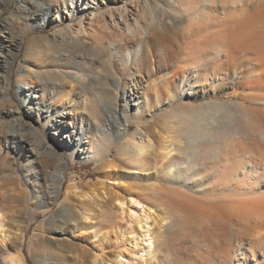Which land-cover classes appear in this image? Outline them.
I'll return each instance as SVG.
<instances>
[{"label":"rangeland","instance_id":"obj_1","mask_svg":"<svg viewBox=\"0 0 264 264\" xmlns=\"http://www.w3.org/2000/svg\"><path fill=\"white\" fill-rule=\"evenodd\" d=\"M201 1L179 0L187 8L200 4ZM230 1L227 0L228 4ZM124 2L128 7L135 6V0H122L112 3L110 8H119ZM20 3L21 0H0V91L9 84L8 93H0V120L4 123L5 133L1 140L3 151L0 152V191L7 197L6 211L10 219L7 225L12 231L9 238H13V233L19 228L17 224L25 226L23 257L26 264H44L47 257L51 264H90V255L94 252L101 253L104 259L111 258L118 247H124L122 234L116 231L112 222L117 216L113 215L115 207L111 206L108 197L114 193H132L140 197L153 210L148 219L151 228L155 234L160 229L162 231L151 246L152 254L147 256L145 251L143 253L140 250L137 255L142 254L143 261L137 256L132 264H264L262 232L247 229L243 223H233L228 216L216 219L207 213L216 206L213 203L218 204V200L230 196L227 188L234 183H241L243 179L237 170L236 179L227 178V174L236 168L241 157L237 154H225L220 160L209 157L205 151L209 147L208 138H220L211 146L213 151L219 146L223 149L228 147L230 140L236 139L238 143L242 137L246 141L243 138L241 146L246 148L250 145L247 138L252 132V135L257 136L264 133V73L256 74L258 69L253 66V53L247 51L243 54L241 49L234 50L232 58L236 65L230 67L229 71L225 69V57H217L210 48L211 44L207 42L211 31L215 38L219 26L230 21L229 7L228 10L214 14L193 11L190 15L179 9L178 14L183 16L177 24L162 28L163 22L151 23L150 16L156 15L154 4H140L136 18H139L141 25L139 31H146L150 38V61L149 64L140 66V73L136 76L142 82L132 87L129 86L128 75L133 69L124 62L126 49L123 47H133L130 36L121 34L122 31L102 29V33H95L85 43L64 44L59 38L58 30L67 23L75 25L78 18L65 22L51 20L50 26L28 30L27 21L21 14L7 28L1 29L4 20L15 14ZM107 8L102 5L99 10L105 12ZM94 11L85 15L89 16ZM158 31L165 32V42L162 43L153 36ZM22 33H25L22 46L17 48L16 43ZM138 34L141 33L137 32V36ZM199 62H203L204 67H199L197 73L185 67ZM239 63L242 64L237 76L234 71ZM219 64L223 65L218 68ZM23 69L34 72L28 76L32 83L53 89L54 99L50 100L48 95L44 98L49 108L57 113L65 110L69 114H64L67 119L59 129H55L57 125L53 127L54 122L44 128L46 119L30 114L23 105L22 97L35 100L30 97L36 93L35 89H23L22 92L16 89ZM165 72L176 73L174 86L186 87L182 90L181 100L168 99L161 85L154 87ZM72 74L82 78L83 84L74 80ZM196 74L200 81H192L193 84L189 85ZM182 78L184 83L181 82ZM85 85L86 88L81 89ZM115 90H118V96H114ZM123 90L128 96L130 90L135 91L136 98L145 92L148 105H145L143 97L139 106L131 101L127 112L131 128L128 136L120 137L117 134L120 125L118 127L117 123L111 121V117L116 113L122 117L120 122L124 123L121 112L125 100ZM155 90L158 91L159 99L154 95ZM172 92L175 93V88H172ZM209 101L216 103L208 107L204 103ZM169 109H173L178 120L170 117ZM58 118L64 117L61 115ZM198 124L204 127L201 131H206V135L195 137L201 142L191 151L188 143L192 141V136L189 134L188 138L187 134L190 129H196ZM32 127L43 133L52 146L60 151L67 164L60 195L49 205L46 204L51 201L49 196L54 190L50 175L57 169L59 161L41 145L37 146L41 153L34 154L30 147L32 140L28 141V137L34 139L29 132ZM138 127L150 132L153 152L145 155V161L134 163L129 148H123V143L129 140V136ZM98 128L104 131L107 129L108 132L105 131L107 140L104 150L96 159H71L64 153L62 145L69 138L66 134H72L75 139L85 143L88 134L99 133ZM196 131L200 130L197 128ZM22 132L23 135L20 134ZM166 137L169 142L180 145L181 153L171 144L172 153L162 155L168 145L164 141ZM19 139L27 146L22 156L13 147V141ZM235 141L229 145L237 146ZM176 164H184V169L172 173L170 184L161 179L165 189L159 196L150 195L146 185L156 181L154 172L176 168ZM132 169L141 173L135 176L136 174L129 172ZM109 171L111 175H108ZM256 171L263 173L264 170L260 167ZM184 178L188 179L185 181ZM109 188L111 189L108 191ZM97 195L95 206L89 200ZM41 198L44 202L40 201ZM64 205L76 208L84 205L90 213L91 222L88 221L84 228H69V251L59 257L53 254L56 252V242L50 233V222ZM101 208L104 215L100 213ZM108 208L112 210V216L109 215ZM125 219V216L123 220L117 219L123 229L127 224ZM133 225L135 234L128 237L130 241L125 245L128 249L125 251L127 256V252L136 245L138 237L135 223ZM219 225L225 227L224 235L217 234ZM167 231L168 241L163 243L161 235ZM127 234L126 231L125 236H130Z\"/></svg>","mask_w":264,"mask_h":264},{"label":"bare ground","instance_id":"obj_2","mask_svg":"<svg viewBox=\"0 0 264 264\" xmlns=\"http://www.w3.org/2000/svg\"><path fill=\"white\" fill-rule=\"evenodd\" d=\"M122 1V0H120ZM119 0H21V3L15 10V14L7 17L1 29L7 28V26L13 23L14 18L17 15H24L26 19V26L28 30L32 29H40L50 26L52 24L51 20L57 22H65L70 21L72 18H78V22L75 25L67 23L62 27V29L58 30L59 38L64 44H80L85 43V40L90 39L91 37L95 36V33H102V29L113 31H122L126 36H130V42H132L133 47L127 49L126 46H123L126 49L124 55V62L128 67L133 69V72L129 73L128 83L129 86L135 87V85H139L140 79L136 76L140 73V66L149 64L150 56L148 52V42L150 39L146 31H139L141 25L139 22L138 17V6L141 5H148L149 3L154 4V10L156 11L155 16L151 17V23H162L163 26H174L177 22L181 19L183 15H180L177 10L186 11L188 15L191 14L193 11H197L199 14H214L215 12H222L223 10L230 11V21L226 24L224 23L222 26H219L220 29H217V35L214 38L213 31L209 33V38L207 42L211 44L212 51L216 54L217 57L224 56L225 61V69L230 71V67L236 65L232 58V52L234 50L241 49L243 54L247 51L253 53L255 57V61L253 63L254 68L258 69V73L263 75L264 73V0H231L228 4L227 0H202L200 4H196L193 7L187 8L184 4L179 2V0H135V6L128 7V5L124 2L121 7L116 9H111L110 5L114 2H120ZM181 1V0H180ZM102 5H106L108 8L105 12L100 11ZM189 9H192L189 11ZM92 12L89 16L85 15L87 12ZM177 11V12H176ZM182 11V12H183ZM183 12V13H184ZM186 14V16H187ZM156 16H159L158 18ZM198 16V15H197ZM159 22V23H158ZM196 25V23H195ZM158 26V25H157ZM161 26V24H160ZM103 27V28H102ZM165 28V27H164ZM160 29V28H159ZM101 30V32H100ZM137 32L141 33L137 36ZM165 32H157L153 36L156 37L157 40L160 42H165L167 36L164 34ZM24 34L22 33L20 38L17 40V48H20L22 45V41L24 38ZM151 36V37H153ZM138 41V42H137ZM137 42V43H136ZM136 45V46H135ZM235 68V73L238 76V69L239 66ZM196 65V66H195ZM188 64L185 67L188 70H191L197 73L199 67H204L203 62H199V64ZM223 64H219L218 68ZM159 68V67H158ZM21 78L19 79V83L17 85V90L22 92L23 89H35L36 93L31 95V99L34 98L35 100H29L28 97H22V103L24 106L27 107L28 112L30 114H37L38 117H43L45 120L44 128L48 127L47 124L50 122L53 123V127L55 129H59L60 125L63 122H66L67 116L69 114L62 110L60 113H57L52 108L48 107V102L44 100L45 96H49V99L52 100L53 96L55 95L53 89L51 87H41L42 85L34 84L31 82L28 76L34 74L31 70L23 69L21 71ZM176 74V73H175ZM174 73L165 72L163 75L160 76L159 80L154 84V87L157 88L159 85L163 88V90L167 93V98L172 100H181L182 99V90L184 91L185 88H180L178 85L174 86V79L176 76ZM73 75V79L77 80L81 84H83L82 78H77L76 75ZM38 77V75H37ZM117 79V78H116ZM142 79V78H141ZM119 78L118 81L119 82ZM9 81V79H8ZM193 81L196 83L200 81L199 75L196 76L189 82ZM183 82V78L181 79ZM191 83V84H193ZM120 84V83H119ZM78 86H81L78 84ZM126 86V85H125ZM183 86V84H182ZM81 87V89H85L86 85ZM137 88V87H136ZM172 88H175V93L172 92ZM9 84L3 87L0 91L1 94L8 93ZM128 89V88H127ZM130 89V88H129ZM128 89V90H129ZM135 89V88H134ZM122 90V89H121ZM127 90V91H128ZM115 95L118 96V90L114 91ZM154 95L156 99H159L158 91L155 90ZM26 96V95H25ZM122 96L125 97L121 112L123 114L124 123L120 121L122 117L120 115L114 113L111 117V121L118 124L117 134L120 137L128 136V131L130 130L131 126L128 123L127 119V112L131 101L133 104L142 103L140 101L143 97V101L145 105H148V96L144 92L141 96H137V93L129 92V96L126 94L125 90L122 91ZM54 99V98H53ZM216 101H209L204 103L206 106H211L215 104ZM207 107V108H208ZM170 117L172 119H177V115L173 109H169ZM64 114H68L65 116ZM121 114V115H122ZM63 115L64 118H58ZM110 118V117H109ZM178 120V119H177ZM199 125V124H198ZM193 126V125H192ZM196 125H194L195 127ZM4 123L0 120V152L3 151V146L1 145L2 136H4ZM193 127V128H194ZM259 127V126H258ZM198 130L200 131H196ZM197 128L188 131L187 136L190 134L192 137V141L188 144L191 145L190 150L193 151L200 145V139H195L198 135L203 137L204 134L200 125ZM255 128V126H254ZM212 129V128H211ZM214 129V128H213ZM248 129V128H247ZM250 129V127H249ZM253 129V128H252ZM261 129V127H260ZM263 129V128H262ZM7 130V129H6ZM99 130V133H91L87 135V141L75 139L72 134H66L65 136L69 137L68 142L62 145V149L66 155H68L71 159H80L83 158L84 160L87 159H96L97 156L102 154V150H104L105 140H107V130ZM202 130V131H201ZM216 130V129H215ZM232 129H230L231 132ZM258 131V129H256ZM211 131V130H210ZM240 131V130H238ZM256 131V132H257ZM29 132L34 136V139L28 137V141L32 140L33 147L30 145L31 150L34 152L35 155L41 153L39 145L42 147L44 146L45 149H48L50 153L55 155L58 159V167L52 173L51 181L53 185V194L49 196L51 201L47 202L46 205L55 202L59 195L61 185L64 181L66 175V162L61 155L60 151L56 150L51 142H49L46 137L40 132L38 129L32 127L29 129ZM108 132V131H106ZM235 133L234 131H232ZM246 132V131H245ZM249 132V130H248ZM261 132V131H260ZM214 133V132H213ZM253 133V132H252ZM249 135L247 139H249L250 145L246 148L241 144H243V138L239 140L240 143H236L238 140L235 141L237 146L229 145L228 147L222 148L221 146L216 147L217 149L212 151V145L214 142H217L215 136L206 137L208 138L209 147L205 149L207 155L212 158H216L220 160L225 154L227 155H239L241 157V161L237 163L236 168L231 170L227 174V178L236 179V176H242V182L238 184H233L230 188H227L226 191L229 192L227 198L218 200V204L213 203L216 205L207 211V213L213 216L216 219H221L225 216L233 222L237 224H244L247 229H250L255 232H262L264 234V171L263 173H258L256 170L257 168H262L264 170V133L262 135ZM259 133V131H258ZM20 134H24L23 132ZM211 134V133H209ZM244 134V133H243ZM249 134V133H248ZM261 134V133H260ZM189 135V136H190ZM213 135V134H212ZM223 135V134H222ZM188 136V138H190ZM209 136V135H208ZM217 136V135H216ZM226 136V135H225ZM228 136V134H227ZM233 136V135H232ZM243 136V135H239ZM238 136V137H239ZM261 136V137H260ZM199 137V138H200ZM168 137L164 138V141L168 143L166 145L164 152L162 155H170L173 151L171 148V144H174L177 147V152L181 153L179 150L180 145L173 141L169 142ZM194 138V139H193ZM235 138V137H234ZM239 139V138H238ZM222 140V139H221ZM246 141V139L244 138ZM200 141V142H199ZM228 141V140H227ZM219 142V141H218ZM225 142V140H224ZM186 143V141H185ZM203 143V142H202ZM227 143V142H226ZM247 143V142H246ZM86 144V147L84 146ZM232 144V143H231ZM234 144V143H233ZM248 144V143H247ZM221 145V144H220ZM235 145V144H234ZM246 145V144H245ZM214 146V145H213ZM13 147L17 151H19V156L24 155L26 152L27 146L23 143L22 140L13 141ZM244 147V148H243ZM123 148L128 149L131 152V160L135 162H142L145 161V155L149 152H153V142L151 139L150 132L148 129H144L138 127L134 133L129 136V140H126L123 143ZM181 149V148H180ZM175 151V152H176ZM191 153V152H190ZM195 154V153H194ZM197 154V153H196ZM241 155H244L242 157ZM256 162V163H255ZM106 164L103 165L105 167ZM176 168L170 167L165 171H155L153 177L156 181L149 183L146 185V189L149 190L150 195L159 196L161 191L165 189L161 182V179H165L167 184L171 183L172 173L175 171L180 172L184 169V164H176ZM238 172V175L236 173ZM130 173L137 176L138 173H141L137 169L129 170ZM44 173H42L43 175ZM111 175V172H108V175ZM260 174V175H258ZM44 178V177H43ZM46 178V176H45ZM48 178V177H47ZM188 178H184L186 181ZM221 179V178H220ZM219 179V180H220ZM184 181V182H185ZM222 183L223 181L220 180ZM224 183V182H223ZM119 184V183H117ZM183 184V183H182ZM229 184V183H228ZM220 185V184H219ZM228 186V185H227ZM111 188L108 189V191ZM83 195L88 194L83 193ZM222 196V195H221ZM97 196H94L93 200H89L90 203H93L95 206L97 205ZM5 196L4 192L0 191V264H26L25 259L23 257V239H24V230L25 226L18 225L19 228L13 233V238H9V235L12 233L11 228L7 225L10 219L7 217V205L5 203ZM110 200L111 206L114 208L115 211L113 215L117 216V218L113 219V225L116 227V231L121 233L122 236V245L124 247L117 248V252L108 259H104L103 255L100 253H91L90 255V264H132V262L136 261V257L138 256V252L141 250L142 252L145 251L147 256H150L151 246L154 244L156 240V236L161 234V229L158 230V233L155 234L151 225L148 223V219L151 218V213L153 210L151 207L146 205L140 197L135 194L127 193V194H119L114 193L110 194L108 197ZM218 199H220L218 197ZM40 201H43L41 198ZM44 202V201H43ZM217 203V202H216ZM213 205V206H214ZM109 215L112 216V210L108 208ZM101 215H104L103 209L100 210ZM155 214V213H154ZM126 217V226L123 229L119 224L117 219H124ZM155 216V215H154ZM90 213L88 209L83 205L80 208L72 207L71 205H64L61 209H59L56 214L51 218L50 222V233L53 235V240L56 242V252L53 253L55 256L63 257L66 252L69 251V233L70 229H79L84 228L87 226L88 221H90ZM112 220V219H111ZM91 222V221H90ZM136 225V231L138 233L137 242L134 244V248L129 250L128 256L126 255L125 245L127 242L130 241L128 237L134 236V225ZM160 225L159 228H161ZM70 228V229H69ZM128 232L125 236V232ZM250 231V232H252ZM225 227L223 225H219L217 228V234L220 233L223 235L225 234ZM253 233V232H252ZM219 234V235H220ZM254 234V233H253ZM256 234V233H255ZM97 236L95 231L94 237ZM169 233L168 231L161 235L163 243L168 241ZM222 236V235H221ZM264 237V236H263ZM135 238V237H134ZM133 239V238H132ZM52 240V241H53ZM119 243V242H118ZM131 244V243H130ZM136 249L138 251H136ZM264 252V249H263ZM144 253V252H143ZM152 254V253H151ZM142 255V254H141ZM138 256V257H141ZM99 256L101 258H99ZM146 256V255H145ZM146 256V258H148ZM52 257V256H51ZM143 257V256H142ZM141 257L142 261L143 258ZM138 259V258H137ZM145 259V257H144ZM48 257L46 258L44 264H51L48 261ZM146 260V259H145ZM36 264V262H35ZM134 264V263H133Z\"/></svg>","mask_w":264,"mask_h":264}]
</instances>
